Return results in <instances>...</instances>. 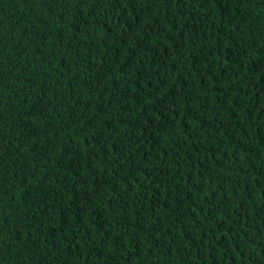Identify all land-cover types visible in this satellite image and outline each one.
I'll return each instance as SVG.
<instances>
[{"label":"trees","instance_id":"1","mask_svg":"<svg viewBox=\"0 0 264 264\" xmlns=\"http://www.w3.org/2000/svg\"><path fill=\"white\" fill-rule=\"evenodd\" d=\"M127 4L0 0V264H264V0Z\"/></svg>","mask_w":264,"mask_h":264},{"label":"snow or ice","instance_id":"2","mask_svg":"<svg viewBox=\"0 0 264 264\" xmlns=\"http://www.w3.org/2000/svg\"><path fill=\"white\" fill-rule=\"evenodd\" d=\"M77 2L79 3V0H77ZM115 3L117 4H122L123 3V0H114ZM140 2V0H128V4L125 6L126 8L127 7H131L133 9V6H135V8L137 9V4ZM157 0H144V3L146 5V7L151 10L152 6L154 4H156ZM202 3H205V4H211L213 2H215L216 4H220V5H223L225 0H201ZM53 11H55V8L52 9ZM153 23H158V21H153ZM140 25L137 24L136 27H139ZM150 39V37H149ZM146 43V41H145ZM197 71H199V69H197ZM226 71V69H225ZM178 114V113H177ZM239 246V245H238Z\"/></svg>","mask_w":264,"mask_h":264}]
</instances>
